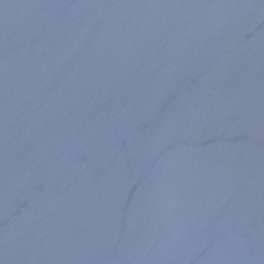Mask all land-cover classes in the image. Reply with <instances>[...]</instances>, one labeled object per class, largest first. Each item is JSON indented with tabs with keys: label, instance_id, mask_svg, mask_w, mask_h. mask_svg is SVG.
Instances as JSON below:
<instances>
[{
	"label": "water",
	"instance_id": "95a60500",
	"mask_svg": "<svg viewBox=\"0 0 264 264\" xmlns=\"http://www.w3.org/2000/svg\"><path fill=\"white\" fill-rule=\"evenodd\" d=\"M0 264H264V0H0Z\"/></svg>",
	"mask_w": 264,
	"mask_h": 264
}]
</instances>
